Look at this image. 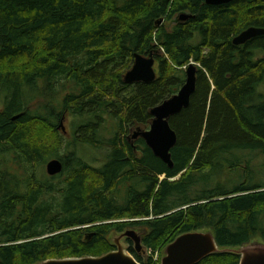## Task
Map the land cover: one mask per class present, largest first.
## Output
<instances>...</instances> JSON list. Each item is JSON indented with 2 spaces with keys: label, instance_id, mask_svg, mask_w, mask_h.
Segmentation results:
<instances>
[{
  "label": "trees",
  "instance_id": "1",
  "mask_svg": "<svg viewBox=\"0 0 264 264\" xmlns=\"http://www.w3.org/2000/svg\"><path fill=\"white\" fill-rule=\"evenodd\" d=\"M252 27L264 29V0H0V264L101 257L129 229L143 239L141 253L127 241L140 264L191 232H211L222 250L264 244V36L233 43ZM135 54H154V82L125 84ZM191 63L197 88L169 120V168L128 138L150 128ZM67 116L72 142L60 130ZM84 146L106 163L89 164ZM53 159L63 173L41 178Z\"/></svg>",
  "mask_w": 264,
  "mask_h": 264
},
{
  "label": "water",
  "instance_id": "2",
  "mask_svg": "<svg viewBox=\"0 0 264 264\" xmlns=\"http://www.w3.org/2000/svg\"><path fill=\"white\" fill-rule=\"evenodd\" d=\"M235 0H206L208 5L220 6L234 2ZM191 16L183 14L181 21H187ZM163 21L159 24L162 25ZM264 36V29L249 28L233 40L234 45H245L250 40ZM157 60L154 54L148 57L135 54L134 64L125 75L124 82L127 85L137 83L149 84L157 79ZM198 68L191 63L185 69L186 81L180 91L151 111L154 120L148 130L138 129L133 134V139L142 138L155 157L163 161L169 168H173L171 151L177 144V135L170 126L172 116L181 113L190 106L191 98L197 88ZM62 129L66 133V128ZM47 174L51 177L63 173L64 165L59 159H53L46 165ZM124 241H131L134 249L143 251V239L135 229H129L112 238V244L116 250L101 257H83L69 259L48 260L39 264H140L135 257L128 252ZM234 253L241 257L240 264H264V244H252L239 250H222L219 248L214 235L211 232H191L178 237L167 246L160 264H199L213 254Z\"/></svg>",
  "mask_w": 264,
  "mask_h": 264
},
{
  "label": "rangeland",
  "instance_id": "3",
  "mask_svg": "<svg viewBox=\"0 0 264 264\" xmlns=\"http://www.w3.org/2000/svg\"><path fill=\"white\" fill-rule=\"evenodd\" d=\"M178 21H181L180 20V18H179V16L178 17H176L175 19H173L171 22H169V23H167V25H166V27H167V29H169V30H172L173 28H174V26L178 23ZM63 96V95H62ZM62 96H56L55 97V103H58V101H60L61 99H62ZM47 103H46V101H45V99H43V98H38L37 100H36V102L34 103V105H33V109H36V108H40V107H42V110H41V112L42 113H44V107H43V105H46ZM45 114V113H44ZM75 120H77V119H75ZM75 120L73 121V119H72V117H70V116H67V118H65L64 120H63V122H60V130L64 133V134H66L67 133V136H66V138L68 139V140H70L72 137H71V132H73V129H72V123L73 122H75ZM79 120V119H78ZM78 123H80V121L78 122ZM62 124H64L63 126L66 128V133L63 131V129H62ZM115 125V121L112 119V118H110V117H107V124H106V126L108 127V128H111L112 129V127ZM73 140V139H72ZM72 140H70V142H72ZM78 151H79V153H80V155H81V157H84V159L89 163V164H91L92 166H94V167H96V168H100V167H102L105 163H106V156H105V153H104V151H98V150H96V149H94V148H92V147H90V146H84V147H81V148H79L78 149ZM79 155V156H80ZM256 164L258 163L259 165H260V167H261V164H263L264 163V159L263 158H260V159H258L256 162H255ZM258 165H256V167H257ZM258 177H257V179H256V183H258V182H264V167H262V168H258ZM40 176H41V178H43V174H45L46 176H49L48 174H47V171H46V166L44 167V168H42V169H40ZM162 179H165V177H162ZM115 235V234H114ZM256 243H259V244H261L260 242H256ZM124 244L129 248V246H130V244H128L127 243V241H124ZM128 250V249H127ZM161 255V253L159 252V256ZM145 261H147V258H145Z\"/></svg>",
  "mask_w": 264,
  "mask_h": 264
},
{
  "label": "built area",
  "instance_id": "4",
  "mask_svg": "<svg viewBox=\"0 0 264 264\" xmlns=\"http://www.w3.org/2000/svg\"><path fill=\"white\" fill-rule=\"evenodd\" d=\"M149 255L152 257V260H153L154 264H160L161 257L159 256V252L150 251Z\"/></svg>",
  "mask_w": 264,
  "mask_h": 264
},
{
  "label": "flooded vegetation",
  "instance_id": "5",
  "mask_svg": "<svg viewBox=\"0 0 264 264\" xmlns=\"http://www.w3.org/2000/svg\"><path fill=\"white\" fill-rule=\"evenodd\" d=\"M132 136H133V135H131V137L128 138V141H129L130 143H132V144H133L135 141L141 139V138H138V139L134 140ZM133 146H134V145H133ZM134 147H135V146H134ZM135 150H137L136 147H135ZM161 260H162V258H161Z\"/></svg>",
  "mask_w": 264,
  "mask_h": 264
}]
</instances>
